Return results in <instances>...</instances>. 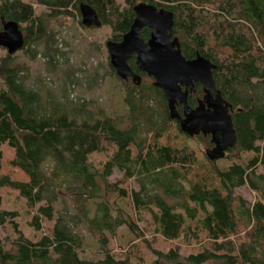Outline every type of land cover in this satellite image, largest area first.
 <instances>
[{"label": "trees", "instance_id": "obj_1", "mask_svg": "<svg viewBox=\"0 0 264 264\" xmlns=\"http://www.w3.org/2000/svg\"><path fill=\"white\" fill-rule=\"evenodd\" d=\"M81 2L113 41L128 30L136 3L171 11L183 57L198 53L217 66L212 76L231 105L236 142L222 158L207 159L209 136L183 133L133 60L138 85L121 81L108 57L106 74L93 69L82 83L50 40L42 59L55 81L30 78L7 54L0 60V191L16 192L34 213L30 238L0 194V227L13 234L8 246L0 241V264H139L138 242L149 249L148 264H264V175L256 173L264 167V0H36L45 10L38 14L29 1L0 0V30L1 18L17 22L21 49H31L50 38L51 19L80 24ZM148 34L141 30L143 39ZM107 77L122 93L120 114L73 94ZM201 96L197 83L187 104ZM114 171L121 176L110 180ZM243 186L254 201L235 194ZM83 230L96 249L86 252ZM155 237L170 246L154 248ZM192 244L195 252H181Z\"/></svg>", "mask_w": 264, "mask_h": 264}, {"label": "water", "instance_id": "obj_2", "mask_svg": "<svg viewBox=\"0 0 264 264\" xmlns=\"http://www.w3.org/2000/svg\"><path fill=\"white\" fill-rule=\"evenodd\" d=\"M78 9L83 27L101 26L92 7L81 2ZM132 11L134 18L121 39L105 42L109 64L115 75L121 81L130 78L138 85L141 77L128 65V60L133 59L137 69L152 78V84L162 91L169 118L175 120L188 136H209L211 147L204 150L207 159L222 158L225 151L235 144L236 134L230 115L231 105L222 97L213 80L212 72L217 66L198 53L191 59L183 57L172 29L171 11L144 2L133 5ZM1 24L0 47L11 55L23 47L24 36L17 22L1 18ZM143 28L149 31L146 40L141 36ZM197 83L201 85L203 94L191 107L187 104V97L195 91ZM177 105L181 106L180 113Z\"/></svg>", "mask_w": 264, "mask_h": 264}, {"label": "rangeland", "instance_id": "obj_3", "mask_svg": "<svg viewBox=\"0 0 264 264\" xmlns=\"http://www.w3.org/2000/svg\"><path fill=\"white\" fill-rule=\"evenodd\" d=\"M26 1L32 3L37 14L45 11L36 3V0ZM77 18L80 21V16ZM48 29L52 33L50 38L47 37V39L35 42V44L31 45V49L25 47V49H20L9 55L12 57L11 63L26 69L30 78H43L48 76L51 80L55 81V76L45 71L46 62L42 59V52L45 51L46 45L50 40L53 44H61L60 48L63 54L62 56L67 60L69 64L68 66L71 67V69L76 70L77 73H79V71L81 72L79 77L80 80H82V83L84 82L83 79L87 78L89 72L93 71V69H98L99 75L106 74L104 64L107 61L108 53L105 48V42L109 40V28L106 26L100 28H86L79 24L76 19L61 16L51 19ZM29 50H36L34 58L28 56ZM6 55V50L0 47V60ZM59 57H61V54H59ZM58 69H60V67ZM57 72L59 73L60 71ZM115 86H117L115 85V82L107 77L104 82L99 81L95 85L92 84L89 89H85L82 86L75 88L73 94L74 96H82L87 100H91L89 102L92 103V106L101 104L106 111L120 114L124 111V103L122 100V93L119 90L120 88ZM199 148L204 147L199 145ZM97 159L98 157H95V160ZM256 173L264 175V167H259ZM120 176L121 175L118 171H114L109 179L116 180ZM234 191L236 195L243 197L247 201L252 202L257 198L256 193L246 186L236 188ZM0 194L3 208L16 212L17 218L15 219V222L18 228L22 230L24 236L33 238L29 222L31 221V215L34 212L32 210L30 212L26 211L23 199H21L16 192L2 190L0 191ZM49 227L50 224L47 229H49ZM82 232L85 237L86 252L88 249H96L97 245L94 238L95 236L86 230H83ZM12 236L13 234L10 225L6 224L0 227V241L6 246H8L9 240ZM148 236L149 235L147 234L145 235V237ZM152 246L159 250H166L170 245L163 242L160 238L155 237V240L152 241ZM196 248L197 245H187L183 249L181 248V252L184 254L195 252ZM115 250L119 251L120 249ZM122 251L123 250H121V252ZM136 254L140 255L143 259L139 264L149 263V260L151 259L149 249L143 243L138 242L134 255Z\"/></svg>", "mask_w": 264, "mask_h": 264}, {"label": "flooded vegetation", "instance_id": "obj_4", "mask_svg": "<svg viewBox=\"0 0 264 264\" xmlns=\"http://www.w3.org/2000/svg\"><path fill=\"white\" fill-rule=\"evenodd\" d=\"M147 38H148V37H147ZM120 39H121V38H120ZM129 60H133V59H129ZM129 60H128V61H129ZM133 61H134V60H133ZM134 64H135V63H134ZM132 71H133V70H132ZM133 72H134V71H133ZM135 73H136V72H135ZM136 74H138V73H136ZM138 75H139V74H138ZM145 76H146V75H145ZM140 77H141V76H140ZM146 77H147V76H146ZM147 78L150 79L151 82H153L152 78H150V77H147ZM141 80H142V78H141ZM124 82L127 83V82H132V81H131V79L129 78L127 81H124ZM140 82H141V81H140ZM139 84H140V83H139ZM202 94H203V93H202ZM201 97H202V96H201ZM199 99H200V98H199Z\"/></svg>", "mask_w": 264, "mask_h": 264}]
</instances>
